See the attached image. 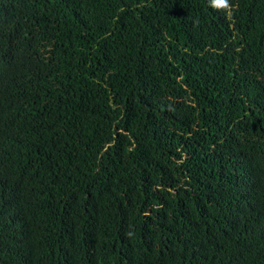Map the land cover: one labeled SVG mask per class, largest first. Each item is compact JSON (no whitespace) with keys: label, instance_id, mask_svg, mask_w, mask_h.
<instances>
[{"label":"trees","instance_id":"obj_1","mask_svg":"<svg viewBox=\"0 0 264 264\" xmlns=\"http://www.w3.org/2000/svg\"><path fill=\"white\" fill-rule=\"evenodd\" d=\"M0 0V264H264V0Z\"/></svg>","mask_w":264,"mask_h":264},{"label":"clouds","instance_id":"obj_2","mask_svg":"<svg viewBox=\"0 0 264 264\" xmlns=\"http://www.w3.org/2000/svg\"><path fill=\"white\" fill-rule=\"evenodd\" d=\"M209 6L217 11H223L228 16H231L232 6L230 0H208Z\"/></svg>","mask_w":264,"mask_h":264}]
</instances>
